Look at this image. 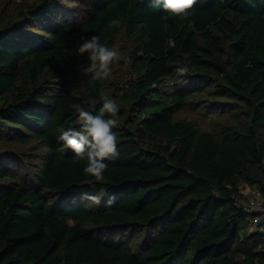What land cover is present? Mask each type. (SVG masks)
Instances as JSON below:
<instances>
[{"label":"trees","instance_id":"trees-1","mask_svg":"<svg viewBox=\"0 0 264 264\" xmlns=\"http://www.w3.org/2000/svg\"><path fill=\"white\" fill-rule=\"evenodd\" d=\"M122 29L137 75L108 95L75 48L93 35L109 46ZM203 91L213 109L237 107L245 120L217 135L177 119ZM104 96L118 105V156L96 182L58 130L81 127L73 103L96 114ZM3 133L43 150L25 173L0 150V264H264V232L238 205L244 187L264 193V0H197L187 18L151 0L30 4L0 20ZM139 230L135 248L124 235Z\"/></svg>","mask_w":264,"mask_h":264},{"label":"clouds","instance_id":"clouds-1","mask_svg":"<svg viewBox=\"0 0 264 264\" xmlns=\"http://www.w3.org/2000/svg\"><path fill=\"white\" fill-rule=\"evenodd\" d=\"M61 2L66 3L67 0H61ZM196 2L197 0H151V6L156 8L162 6L166 12L173 16L187 18ZM119 24V19H110L107 27L114 28ZM75 54L79 56L87 54V59L91 62L92 67L98 69L95 73L97 79L108 78L111 75L110 66L121 58L118 50L102 44L96 35L90 38L81 36L76 45ZM176 71L178 74L184 75L190 70L188 67H183ZM102 100V106L96 114L86 111L80 103H73L71 108L77 115L81 127L58 130L60 132L59 140L64 142L78 159L86 160L87 163L83 171L86 175L94 177L96 182L105 180L104 173L108 168L105 161L118 156V136L113 131L117 125L118 105L107 96L102 97ZM105 195H107L106 191L101 190L96 195L86 196L85 199L93 205H99ZM113 200L114 198H110L107 201L108 205H111Z\"/></svg>","mask_w":264,"mask_h":264},{"label":"rangeland","instance_id":"rangeland-1","mask_svg":"<svg viewBox=\"0 0 264 264\" xmlns=\"http://www.w3.org/2000/svg\"><path fill=\"white\" fill-rule=\"evenodd\" d=\"M41 0H0V20L9 18L11 20L18 19V13L25 10L30 4L39 3ZM86 7L87 5H81ZM65 14H62L64 16ZM109 48L118 50L121 58L110 66L111 75L104 78L106 84V92L111 94L114 84L116 88L121 89L124 81H133L137 75L138 60L132 55L136 47V43L132 38H128L125 29H122L117 39L111 43ZM92 70L94 73L97 68H85V71ZM121 86V87H120ZM122 91L116 93L118 105L123 106L125 103L122 99ZM215 96L209 91L198 92L194 102L188 108H184L177 115V119L190 120L194 122L200 131H213L220 135L227 125L240 123L245 120V115L237 107H228L227 109H213L209 101L215 100ZM13 137L12 140L9 138ZM22 135H6L0 134V150H10L12 153L10 168L20 170V173L35 172L39 161L37 157L41 154L43 148L37 141H25ZM247 191V187H244ZM99 192H93V195ZM89 207L95 206L90 201ZM122 236V235H121ZM120 235L117 236L121 237ZM132 246L137 248L143 242L144 232L142 230L124 235Z\"/></svg>","mask_w":264,"mask_h":264},{"label":"built area","instance_id":"built-area-1","mask_svg":"<svg viewBox=\"0 0 264 264\" xmlns=\"http://www.w3.org/2000/svg\"><path fill=\"white\" fill-rule=\"evenodd\" d=\"M245 199H238V205L247 214L250 230L264 232V193L259 187L244 189Z\"/></svg>","mask_w":264,"mask_h":264}]
</instances>
